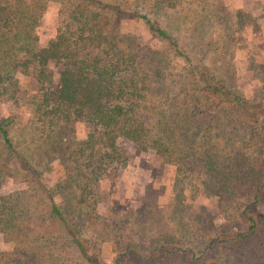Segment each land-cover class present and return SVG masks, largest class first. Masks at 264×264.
Returning a JSON list of instances; mask_svg holds the SVG:
<instances>
[{
    "label": "trees",
    "instance_id": "16d2710c",
    "mask_svg": "<svg viewBox=\"0 0 264 264\" xmlns=\"http://www.w3.org/2000/svg\"><path fill=\"white\" fill-rule=\"evenodd\" d=\"M46 1L0 0V97L28 105L41 124L34 129L47 143L56 142L63 128L75 131L79 122L92 131L68 147L79 150L64 159L75 177L65 186L71 197L59 204L57 192L12 138L19 115L0 119V143L26 187L0 198V235L13 244L11 258L0 256V264H264V88L262 102L246 100L188 56L159 22L176 0H54L62 6L60 26L42 47L34 30ZM123 17L142 20L158 45L122 34ZM51 63L63 66L57 85L49 76ZM177 65L188 70L195 88L179 113L168 114L161 100L177 82ZM19 75L28 79L24 91L15 81ZM197 93L248 125L261 140L256 154L232 153L211 134L183 144L190 111L184 106ZM127 143L174 164L182 179H203V192L215 200L221 220L201 211L192 222H199V232L191 244L168 234L147 247L114 242L108 262L83 230L98 222L100 236H107L109 221L87 212L86 202L103 173L124 167ZM72 185L80 186L77 192ZM70 201L75 204L66 208Z\"/></svg>",
    "mask_w": 264,
    "mask_h": 264
},
{
    "label": "rangeland",
    "instance_id": "374dc122",
    "mask_svg": "<svg viewBox=\"0 0 264 264\" xmlns=\"http://www.w3.org/2000/svg\"><path fill=\"white\" fill-rule=\"evenodd\" d=\"M61 8L60 3L47 0L40 9L38 26L34 30L40 46H47L56 38ZM168 10L159 22L179 40L188 56L203 64L209 72L219 74L233 92L246 100L262 102L264 0H176V8ZM119 24L122 34H136L142 43L158 45L142 20L123 17ZM176 67L177 82L161 100L168 114L179 113V104H183L195 88L188 70L183 65ZM62 68L53 63L49 66V76L54 85L59 81ZM15 81L22 91L26 89L28 79L19 75ZM10 100L8 96L0 97V119L10 114L19 115L20 122L13 130L12 138L18 150L35 164L43 181L57 192L55 200L60 204L63 198L71 197L65 186L71 185V178L75 177V173L65 169L67 161L64 163V159L70 152L76 154L79 151L68 147L86 139L92 130L79 122L75 124V131L70 129L66 132L63 128L56 142L47 143L44 137L41 138L42 132L35 131L34 128H41V124L27 112L28 105ZM186 108L190 111L188 130L180 138L185 141L183 144L203 134H211L220 138L232 153L256 154L259 150L260 138L225 106L201 99V94L197 93L188 100L184 110ZM127 144H122L129 154L124 167L103 173L99 183L92 186L94 194L88 195L86 202L87 212L106 217L109 221L107 236H100L103 226L96 220H93L92 224L96 222L93 226L83 230L84 237L102 250L108 262L113 256L114 242L121 240L147 247L154 237L168 234L191 244L197 240L199 232V222H192L197 220L201 211L210 212L217 222L221 220L217 217L215 200L203 192V179H182L176 166L164 163L154 151L131 148ZM1 165L6 169L0 177V198L26 188L17 163L10 161L0 143ZM79 187L72 185L71 191L77 192ZM73 204L74 201H70L67 207L64 206L71 208ZM89 206L95 208L94 213ZM12 251L13 244L0 235L1 259L11 258Z\"/></svg>",
    "mask_w": 264,
    "mask_h": 264
}]
</instances>
